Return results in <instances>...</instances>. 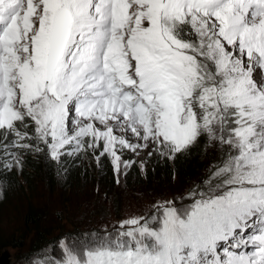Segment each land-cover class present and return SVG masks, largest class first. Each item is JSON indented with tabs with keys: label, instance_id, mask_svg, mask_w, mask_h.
<instances>
[{
	"label": "snow or ice",
	"instance_id": "obj_1",
	"mask_svg": "<svg viewBox=\"0 0 264 264\" xmlns=\"http://www.w3.org/2000/svg\"><path fill=\"white\" fill-rule=\"evenodd\" d=\"M202 139L184 195L30 264H264V0H0V170L90 152L119 185Z\"/></svg>",
	"mask_w": 264,
	"mask_h": 264
},
{
	"label": "rangeland",
	"instance_id": "obj_2",
	"mask_svg": "<svg viewBox=\"0 0 264 264\" xmlns=\"http://www.w3.org/2000/svg\"><path fill=\"white\" fill-rule=\"evenodd\" d=\"M204 145L205 141L202 139L195 147L202 149L200 152L206 161L204 165L206 167L205 171L202 169L190 177H177L167 187L156 183L155 187L150 190L151 192L146 189L132 191L126 188V178L134 163L126 170V175L119 177V185L116 183V176L113 170L115 187L110 191L98 178L99 171L102 169V157L99 162L90 152L87 155L81 153L79 156L62 157V164L66 167L76 166L77 162L85 164L81 180L79 179L80 181L75 183V190L73 192L66 191L62 187L63 182L62 184L54 185L53 190L37 183L34 186V192L27 193L24 196L21 193L19 194L16 189L6 200L7 203L3 206V215L0 221V240L4 242L10 241L11 237L19 238L26 234L29 235L28 241H31L36 237V233L41 230L50 234L49 241L52 244H48L39 257H37V253L32 254L30 252L29 242L21 249L10 247L2 250L1 247L4 246H1L0 257L4 252L8 251L10 264H30V261L33 260L47 259L45 253L50 254L51 246H54L61 238H65L70 234L101 230L105 227L111 231L114 225L118 227L119 221L142 216L149 212L151 205L157 201L171 200L184 195L191 187L204 179L208 173L209 165L217 161L218 153L211 148L205 150ZM150 150H140L139 155L125 150L122 159L135 161L142 174L148 167L156 165L163 160L156 153L149 157L147 153ZM107 158L111 163L110 158ZM141 163L144 165L143 170L140 167ZM13 169L16 170L15 168ZM122 171L124 170L122 169ZM71 174L66 175L71 177ZM65 179L67 178L65 177ZM131 179L135 180L136 177L133 175ZM108 191L111 192L110 195L107 194ZM31 204L36 211H41L42 213V220L36 226L33 224L27 225L25 222V217ZM75 223L79 227H74ZM31 254L32 257L30 256Z\"/></svg>",
	"mask_w": 264,
	"mask_h": 264
},
{
	"label": "trees",
	"instance_id": "obj_3",
	"mask_svg": "<svg viewBox=\"0 0 264 264\" xmlns=\"http://www.w3.org/2000/svg\"><path fill=\"white\" fill-rule=\"evenodd\" d=\"M200 151H202L200 147L194 146L189 153L178 154L172 161L169 159H163L156 165L148 167L144 173L142 172V174L135 162L126 178V188L132 191H141L144 189L150 191L155 187L154 185L156 183L167 187L171 184L172 180L177 177H190L202 169L205 171L206 167L204 165L206 164V161ZM101 165L102 169L99 171L98 178L107 186V188L110 189V191H112L115 187L112 165L107 157H102ZM84 166V163L77 162L76 166L66 167L62 164L58 167L55 162L46 160L45 156L42 154H30L25 156L21 171L18 172L12 169L10 172H3L0 170V181H3L7 185L2 199L3 202L0 201V221L3 215V206L6 205V200L16 189L19 191V194L21 193L24 196L27 195V193H33L35 189L34 186L37 183L43 187L52 188L53 190L54 185H58L59 183L62 184L63 182V189L68 192H73L76 188L75 183L81 180ZM66 174H71L72 176L68 177ZM133 175L136 177L135 180L131 179ZM206 176L204 178H206ZM65 177L67 179H65ZM110 191L107 192L108 195H110ZM41 220V211H36L31 204L25 217L26 224H33L36 226ZM73 226L77 227L78 225L75 223ZM50 237L51 236L48 232L39 230V232L36 233V237L31 241H28L29 235L26 234L19 238L11 237L8 242L0 240V247L4 246L1 247L2 250L10 247L21 249L29 242L31 247L30 252L32 254L37 253V257H39V255L45 250V247L48 244H52V242L49 241ZM32 254L30 255L31 257Z\"/></svg>",
	"mask_w": 264,
	"mask_h": 264
},
{
	"label": "water",
	"instance_id": "obj_4",
	"mask_svg": "<svg viewBox=\"0 0 264 264\" xmlns=\"http://www.w3.org/2000/svg\"><path fill=\"white\" fill-rule=\"evenodd\" d=\"M9 258H10L9 252L8 251L4 252L0 257V264H10Z\"/></svg>",
	"mask_w": 264,
	"mask_h": 264
}]
</instances>
